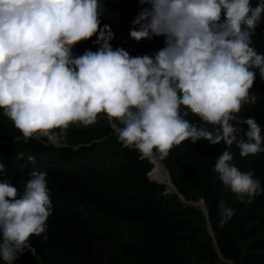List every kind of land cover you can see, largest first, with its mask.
I'll return each mask as SVG.
<instances>
[{"label":"clouds","instance_id":"9594fccd","mask_svg":"<svg viewBox=\"0 0 264 264\" xmlns=\"http://www.w3.org/2000/svg\"><path fill=\"white\" fill-rule=\"evenodd\" d=\"M113 1L0 0V115L21 132L0 137L1 145L12 147L8 158L0 154V264H120L107 249L83 239L85 229L72 225L66 202L82 201L86 191L75 169L60 179L61 210L54 213L47 173L11 164L23 138L42 146L36 159L29 158L40 163L58 159L51 146L77 150L110 136L150 164L144 176L162 185V194H174L183 207L201 212L220 262L235 264L219 249L208 200L186 198L163 159L182 143L189 148L223 143L227 150L210 165L218 182L242 203L264 192L253 171L231 152L242 159L264 152L257 120L235 115L243 104L257 103L250 93L253 69L264 80V54L251 46L264 20V0L255 7L252 0H134L140 12L133 20L104 22L103 10ZM116 31L126 36L130 31L134 40L117 42ZM94 36L99 46L74 56V46ZM99 114L109 126L107 135L79 145L62 142L70 124L90 126ZM239 124L247 126L243 135ZM153 155L171 188L150 177ZM233 161L250 171L242 172ZM78 163L91 178L101 172L94 162ZM14 171L20 172L18 180L11 177ZM99 197L97 192L83 211V221L94 219ZM218 208L223 227L234 209L223 200Z\"/></svg>","mask_w":264,"mask_h":264},{"label":"trees","instance_id":"16d2710c","mask_svg":"<svg viewBox=\"0 0 264 264\" xmlns=\"http://www.w3.org/2000/svg\"><path fill=\"white\" fill-rule=\"evenodd\" d=\"M114 0L103 10L104 22L130 18L133 20L140 12L134 5V0ZM258 0H252L255 7ZM138 28V26H136ZM131 31V30H130ZM123 33H115L117 42H125L130 37ZM164 38V37H163ZM94 36L91 40L81 41L72 49L74 56L84 54V48H97ZM165 39V38H164ZM251 46L264 54V20L255 29ZM256 72V79L250 93L257 95L255 105L245 103L237 115L241 120L253 117L261 126L264 136V80ZM241 135L247 126L239 124ZM57 133L61 130L56 129ZM110 132L106 120L99 114L94 124L83 126L79 123L70 124L65 131L62 142L79 145L93 139H99ZM13 134H21L8 117L0 115V137L8 138ZM187 142V141H184ZM24 144L18 156L11 164L29 171L46 172V181L50 182L53 197L52 210H61L60 179L69 171L75 169L78 176L85 182L86 191L82 201L67 203L72 208L69 216L73 217L72 225L76 230L85 229L80 236L87 242L96 243L97 247L107 249L110 256L118 259L120 264H223L217 252L210 243L206 233V224L201 212L193 208H185L174 194H162V185L149 181L144 172L150 167L145 160L137 159L136 153L124 150L110 136L102 142H95L91 147L79 146L71 148H54L50 152L58 159L54 162H38L36 153L42 146L32 139L18 141ZM109 145V152L105 147ZM264 146V145H262ZM237 150L239 148L236 146ZM222 144L208 145L204 142L195 143L191 148L187 143L174 146L169 156L164 158L167 167L172 172L175 183L186 198L204 196L209 203L210 219L212 221L219 249L223 256L234 260L235 264H264V192L254 197L251 203H242L229 187L215 178L210 169L212 159L215 160L225 151ZM240 151V150H239ZM234 159L253 171L254 178L261 181L264 188V152L253 158L242 159L232 150ZM12 153V147L1 145L0 154L6 159ZM33 156V157H32ZM35 158L34 162L29 158ZM80 159L94 162L99 170L95 179L87 176L78 163ZM250 159H252L250 161ZM250 162L247 167L243 163ZM242 172H249L235 161ZM251 171V172H252ZM20 172L14 171L12 179L18 180ZM0 175V183H3ZM99 192V211L90 222L83 221V211L93 204L95 194ZM223 200L226 206L234 209L233 218L220 226L219 202Z\"/></svg>","mask_w":264,"mask_h":264},{"label":"bare ground","instance_id":"6f19581e","mask_svg":"<svg viewBox=\"0 0 264 264\" xmlns=\"http://www.w3.org/2000/svg\"><path fill=\"white\" fill-rule=\"evenodd\" d=\"M150 159L154 161V164H153L154 169L149 173L150 177L158 181L166 182L168 187L171 188L169 178L166 172L164 171V169L162 168L160 162L158 161V158L156 157V155H153V157H151Z\"/></svg>","mask_w":264,"mask_h":264}]
</instances>
